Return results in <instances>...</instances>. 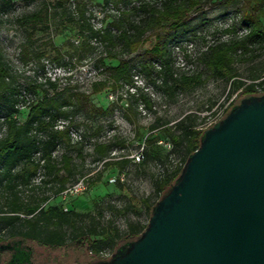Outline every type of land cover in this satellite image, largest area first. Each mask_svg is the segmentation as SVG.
I'll return each instance as SVG.
<instances>
[{"label":"trees","instance_id":"trees-1","mask_svg":"<svg viewBox=\"0 0 264 264\" xmlns=\"http://www.w3.org/2000/svg\"><path fill=\"white\" fill-rule=\"evenodd\" d=\"M204 2L161 0L152 6L145 0H103L104 7L118 4H129L130 7L120 12L110 25L102 29H94L90 25L84 10L77 11V19H71V22L77 25L80 41L77 44L70 43V50L66 53L53 47V60L58 65H65L66 60L73 59L82 62L94 50L95 42L108 46L106 59L117 61L118 64L106 66L103 59H99L97 63L103 68L105 76L91 85L89 93L97 95L109 90L108 98L113 100V92L122 86H127L130 90L134 88L132 69L124 57L137 52L145 45L147 33H156L155 42L143 53L144 59L139 64L138 73L143 74L162 97L173 98L179 91L191 90L202 85L205 79L203 73L176 76L167 36L164 37L157 32L162 30L168 34L181 31L187 26L191 12L199 9ZM6 3L9 4V1ZM222 3L228 7L238 6L236 9V13L240 15L238 27L233 24L223 30V34H230L232 37L207 46L200 54L199 60L205 67L206 77L232 79L236 77L233 67L235 62L243 59L251 61L257 57L255 52L264 53V0H224ZM239 27L245 30V34L236 37ZM238 52L243 56L238 55ZM263 73L262 68H256L249 77L252 83L245 85L241 81L234 82L232 92L242 88L243 97L263 93ZM6 78V69L0 68L2 106L4 102L9 101L4 94L5 91L11 89L4 86ZM258 80L260 81L256 83ZM45 85L52 89L51 93L44 90L43 85L36 86V89L41 90L42 97L30 104L23 123L12 118L16 111L12 108L13 101H9L10 108L5 116L6 132L0 138V211L6 207V212L18 214L14 218H8L6 224L10 225V231L14 235H21L26 242L36 244V256L39 259L37 264H57L49 252L66 250L70 244L80 245L85 251L87 259L79 257L76 264L108 259L136 240L145 230L154 205L176 181L185 161L198 148L206 128L198 127V117L194 114L185 115L171 127L166 123L163 135L170 149L164 153L157 148L161 140L145 138L138 146V149L143 148V159L140 163H134L128 158L130 155L110 156L113 145L123 146L124 141L115 140L114 143L102 142L94 145L93 153L96 160L102 162L104 168L113 165L119 173H123L130 164L136 168H145L151 162L168 163L171 156H178L179 159L175 167L162 168L152 176L153 191L148 197L141 199L146 222L127 221L125 228L121 230L112 220H102L103 217L99 213L97 216L93 213L67 211L57 206L41 207V203L46 202L48 197L36 199V189H43L48 185L55 195H59L78 173L77 165L71 156L62 154L58 161L53 153L61 144L68 146L72 135H76L77 140L81 139L77 128L73 126V119L77 113L84 110L88 99L83 92L65 88L58 90L57 84L49 80ZM10 91L13 96L12 90ZM129 95L135 103L142 102L146 109L151 108L150 99L142 92L137 91ZM113 101H116V97ZM238 101L233 103L224 115ZM132 106V102L127 104V110L130 111ZM110 113V109L102 112L103 115ZM159 121L156 119L151 126L152 131L158 129ZM40 172L44 176L40 183L42 186L30 187L31 181ZM101 178L102 175L99 173L89 179L87 185L92 187L99 183ZM116 187L122 189L119 182ZM28 188L30 194L25 195L23 189ZM129 208L133 215L140 214L136 206L129 205L124 209ZM20 215H23V218ZM106 251L109 254H106Z\"/></svg>","mask_w":264,"mask_h":264},{"label":"rangeland","instance_id":"rangeland-1","mask_svg":"<svg viewBox=\"0 0 264 264\" xmlns=\"http://www.w3.org/2000/svg\"><path fill=\"white\" fill-rule=\"evenodd\" d=\"M145 1L154 6L161 0ZM204 1L199 9L191 12L187 26L181 31L168 34L162 30L157 32L167 36L176 76L203 73V84L191 90L179 91L173 98L162 97L154 85L143 74L138 73L144 51L155 42L156 33L149 32L146 34L148 38L145 45L124 57L132 69L134 88L130 90L129 87L122 86L115 92L111 91L113 98L116 97V101H113L114 99L108 98L109 90L97 95L89 93L91 85L105 76L98 60L103 59L106 66L118 64L117 61L106 59L108 46L95 42L94 50L84 61L66 60L65 65H58L53 60V47L66 53L70 50V43L77 44L80 41L77 25L71 22V19H77V11L84 10L90 25L94 29H102L110 25L120 12L127 10L129 4L104 7L103 0H0V68L7 72L4 86H9L13 92V96L10 90L4 93L14 103L12 108L16 113L12 118L19 123L25 121L30 104L42 97L41 90L36 89V86L43 85V89L51 93L52 89L45 85L48 80L55 82L58 90L65 88L88 96L84 110L73 119V126L77 128L81 139L77 140V136L72 135L70 144L59 145L53 156L59 161L62 154H68L77 165L78 173L74 180L67 183L66 188L81 178L89 181L99 173L102 175L101 181L92 187L87 185L86 190L77 196L64 199L55 195L50 185L36 189V199L48 197L46 202L41 203V207L57 206L67 211L93 213L97 216L99 213L102 220H112L121 230L125 228L127 221L146 222L141 199L148 197L153 191L152 176L162 168L175 167L179 163L178 156H171L170 161L165 164L151 162L145 168H136L130 164L123 173H119L113 165L104 168L102 162L96 160L94 145L124 141L123 146L114 144L112 147L110 156L119 157L136 153L139 143L145 138H152L162 141L157 148L165 153L168 150L164 146L168 143L163 135L166 123L171 127L185 115L194 114L198 117L199 128L210 127L211 123L221 119L225 111L243 97L242 88L232 92L233 83L241 81L249 85L252 83L249 78L252 71L256 68L264 70V53L255 52L257 57L251 61L243 59L233 64L236 77H206L205 67L199 60L200 54L213 42L231 38L232 35L223 34L222 31L233 24L238 27L240 15L236 13L238 6H225L222 3L224 0ZM244 34L245 30L239 27L236 37ZM137 91L150 99L151 108L146 109L142 102H134L129 94ZM9 101L0 105V138L6 132L5 116L10 108ZM130 102L133 106L128 111L127 104ZM106 109H110L111 113L103 115L102 112ZM156 119L160 120L159 127L152 131L151 126ZM43 179L42 172L38 173L30 187H41ZM112 179L115 181L111 182ZM118 182L122 185L121 190L116 187ZM29 189H23V193L29 195ZM129 205L136 206L140 214L135 216L130 208L124 209ZM83 251L80 245L70 244L66 250H53L49 254L56 259L57 264H76L79 257L87 259ZM105 253L109 254L108 251ZM38 261L36 256V264Z\"/></svg>","mask_w":264,"mask_h":264},{"label":"water","instance_id":"water-1","mask_svg":"<svg viewBox=\"0 0 264 264\" xmlns=\"http://www.w3.org/2000/svg\"><path fill=\"white\" fill-rule=\"evenodd\" d=\"M87 264H264V92L203 131L136 240Z\"/></svg>","mask_w":264,"mask_h":264},{"label":"flooded vegetation","instance_id":"flooded-vegetation-1","mask_svg":"<svg viewBox=\"0 0 264 264\" xmlns=\"http://www.w3.org/2000/svg\"><path fill=\"white\" fill-rule=\"evenodd\" d=\"M6 210L4 207L0 211V264H36V244L26 242L23 236L10 231L6 221L18 214ZM20 217L23 218V215Z\"/></svg>","mask_w":264,"mask_h":264},{"label":"built area","instance_id":"built-area-1","mask_svg":"<svg viewBox=\"0 0 264 264\" xmlns=\"http://www.w3.org/2000/svg\"><path fill=\"white\" fill-rule=\"evenodd\" d=\"M112 100V98H110ZM213 123H211L209 126H211ZM158 144H162V142H159ZM167 147V149H170L169 144L164 145ZM143 148H140L136 153L131 154L128 158H130L134 163H140L143 159ZM111 182H114L115 179L110 180ZM87 187V180L85 178H81L77 180L74 184H72L70 187L66 188L63 192L59 194V197L62 199L66 197H72L77 196L81 193H83L86 190Z\"/></svg>","mask_w":264,"mask_h":264}]
</instances>
